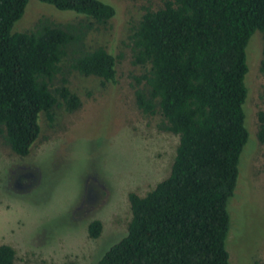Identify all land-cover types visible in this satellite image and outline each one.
<instances>
[{
	"label": "trees",
	"instance_id": "16d2710c",
	"mask_svg": "<svg viewBox=\"0 0 264 264\" xmlns=\"http://www.w3.org/2000/svg\"><path fill=\"white\" fill-rule=\"evenodd\" d=\"M107 23L115 10L98 0H38ZM29 0H0V129L10 149L29 155L40 134L39 115L53 122L60 106L73 112L79 98L49 82L66 49L82 40L76 27L39 24L11 33ZM262 34L259 71L264 74V0H167L146 11L132 35L133 64L147 69L137 83L138 109L157 112L178 136L169 175L144 196L128 194L127 233L95 264H231L226 249L227 210L237 185L240 155L249 133L243 106L248 96L246 47ZM116 58L102 48L78 51L71 68L84 77L115 83ZM264 143V116L258 114ZM100 221L87 227L91 239ZM0 264H17L15 250L0 245Z\"/></svg>",
	"mask_w": 264,
	"mask_h": 264
},
{
	"label": "rangeland",
	"instance_id": "374dc122",
	"mask_svg": "<svg viewBox=\"0 0 264 264\" xmlns=\"http://www.w3.org/2000/svg\"><path fill=\"white\" fill-rule=\"evenodd\" d=\"M115 15L105 24L71 11L29 0L11 33H29L39 24L84 33L66 49L53 92L66 86L80 100L73 112L52 110L53 122L39 115L40 134L29 155H16L0 129V245L15 250L17 264H95L127 233L131 219L128 194L144 196L165 179L178 136L165 129L157 112L138 109L135 78L147 69L133 64L132 35L146 11L167 0H98ZM262 34L246 47L248 96L243 106L249 137L240 155L237 185L227 210L226 249L231 264H264V143L258 140V114L264 116V74L259 71ZM102 48L116 58L115 83L84 77L71 68L77 52ZM100 221L98 238L87 232Z\"/></svg>",
	"mask_w": 264,
	"mask_h": 264
}]
</instances>
